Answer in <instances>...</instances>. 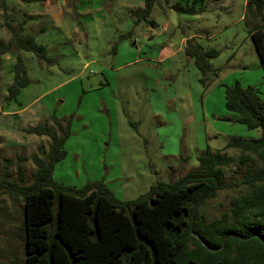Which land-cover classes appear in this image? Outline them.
<instances>
[{"label":"rangeland","instance_id":"374dc122","mask_svg":"<svg viewBox=\"0 0 264 264\" xmlns=\"http://www.w3.org/2000/svg\"><path fill=\"white\" fill-rule=\"evenodd\" d=\"M178 1L185 4L154 0L143 17L136 11L145 0H51V12L44 0H0V45L30 34L48 57L0 46V174L7 165L10 180L21 183L19 165L30 184L31 155L40 156L50 139L27 129L70 120L54 182H102L116 199L133 200L156 181L175 182L197 168L200 154L220 150L230 160L227 186L200 213L210 221L228 211L230 197L247 190L240 184L245 171L262 162L251 155L241 164L239 149L225 147L231 136L254 138L259 130L226 109L224 91L254 86L264 101V63L245 21V0H200L196 14L173 10ZM189 39L218 50L203 80L185 52ZM18 54L28 80L7 100ZM22 222V197L0 189V264H24Z\"/></svg>","mask_w":264,"mask_h":264},{"label":"trees","instance_id":"16d2710c","mask_svg":"<svg viewBox=\"0 0 264 264\" xmlns=\"http://www.w3.org/2000/svg\"><path fill=\"white\" fill-rule=\"evenodd\" d=\"M153 1L145 0L136 12L148 16ZM199 1H178L172 8L196 14ZM245 7V21L264 63V0H245ZM13 45L48 59L46 46L37 44L33 35L1 43V52ZM185 52L203 80L212 70L208 60L218 50H202L189 39ZM13 72L7 100L28 80L19 54ZM224 104L239 123L259 130L254 138L231 136L225 147L239 149L241 164L254 155L262 165L245 171L240 184L247 186L246 192L231 196L228 211L210 221L200 207L227 186L224 167L230 160L220 150L200 154L198 167L175 182L158 180L137 198L120 201L102 182L74 188L52 180L54 163L66 154L70 120H54V126L39 122L27 129L50 139L47 149L39 147L42 156L31 155L36 166L33 181L24 183L19 165L21 183L10 180L7 165L0 174V189L22 197L24 264H264V101L257 87L235 84L225 88Z\"/></svg>","mask_w":264,"mask_h":264},{"label":"crops","instance_id":"0c3cea01","mask_svg":"<svg viewBox=\"0 0 264 264\" xmlns=\"http://www.w3.org/2000/svg\"><path fill=\"white\" fill-rule=\"evenodd\" d=\"M44 4L47 12H51L56 7V4L52 3L51 0H44Z\"/></svg>","mask_w":264,"mask_h":264}]
</instances>
